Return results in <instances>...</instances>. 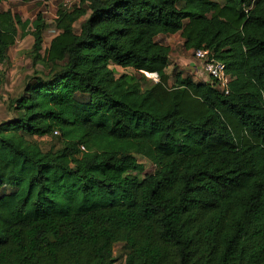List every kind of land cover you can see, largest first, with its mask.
I'll use <instances>...</instances> for the list:
<instances>
[{
	"label": "trees",
	"instance_id": "1",
	"mask_svg": "<svg viewBox=\"0 0 264 264\" xmlns=\"http://www.w3.org/2000/svg\"><path fill=\"white\" fill-rule=\"evenodd\" d=\"M54 24L45 48L42 13L0 11V64L31 34L43 68L0 124V264H116L121 243L125 264H264V0H80ZM177 34L229 94L170 85Z\"/></svg>",
	"mask_w": 264,
	"mask_h": 264
},
{
	"label": "rangeland",
	"instance_id": "2",
	"mask_svg": "<svg viewBox=\"0 0 264 264\" xmlns=\"http://www.w3.org/2000/svg\"><path fill=\"white\" fill-rule=\"evenodd\" d=\"M64 0H30L24 3L23 0H7L0 4V11L10 10L21 15L24 21H33L39 13H42L48 22V30L45 32L44 47H48L51 40L56 36L57 30L55 28V16L59 8L63 6ZM220 1V0H213ZM158 41L164 45L170 46L172 53L170 55L171 65L167 73L170 77V85L175 83V76L177 72L184 76H190L195 81L200 82L201 79L196 77L193 73L195 65L197 64L191 51L184 48V41L180 34L173 36H160ZM34 45V38L31 34L25 38H19L16 45L11 48L9 52L8 61L0 64V124L7 120L15 119V114L9 111V105L17 99L24 91L26 83L31 77H35V73L43 71V68L34 66L30 53ZM117 76L127 75L132 81H141L142 88L148 84L146 76L137 73L134 70H123L119 67L112 66ZM41 147L48 151L50 149L60 147L61 143L57 138L43 140L35 138ZM140 163L145 166V174H153L156 168L152 163L142 157H138ZM144 177V175H143ZM129 251L124 244H117L115 246L116 264H125L126 257Z\"/></svg>",
	"mask_w": 264,
	"mask_h": 264
},
{
	"label": "built area",
	"instance_id": "3",
	"mask_svg": "<svg viewBox=\"0 0 264 264\" xmlns=\"http://www.w3.org/2000/svg\"><path fill=\"white\" fill-rule=\"evenodd\" d=\"M80 0H64L63 8L67 10L73 9ZM55 18H57V13ZM197 64L194 66L193 73L200 78V82H209L222 93L229 94L233 77L227 72V67L223 62L218 61L209 49H198L191 51ZM145 76L154 83L160 81L157 74L145 73ZM58 135V133H56ZM83 150H85L83 148Z\"/></svg>",
	"mask_w": 264,
	"mask_h": 264
},
{
	"label": "crops",
	"instance_id": "4",
	"mask_svg": "<svg viewBox=\"0 0 264 264\" xmlns=\"http://www.w3.org/2000/svg\"><path fill=\"white\" fill-rule=\"evenodd\" d=\"M12 113V112H11ZM13 114V113H12Z\"/></svg>",
	"mask_w": 264,
	"mask_h": 264
}]
</instances>
